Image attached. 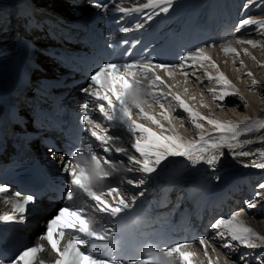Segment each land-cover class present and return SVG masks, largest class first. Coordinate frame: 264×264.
I'll return each instance as SVG.
<instances>
[{
  "label": "snow or ice",
  "instance_id": "1",
  "mask_svg": "<svg viewBox=\"0 0 264 264\" xmlns=\"http://www.w3.org/2000/svg\"><path fill=\"white\" fill-rule=\"evenodd\" d=\"M174 4V0H146L142 3H132L130 7H124L119 4L114 8V12L125 15L138 14L141 15L145 22L151 21L155 16L161 13H168ZM255 5L261 7L264 5V0H245L243 8L246 10L250 6ZM90 6L96 9H107V4H101L96 0H91ZM123 19V17H121ZM119 22V21H118ZM258 25L264 31V21H257L252 17L241 19L236 31ZM135 28H143L144 24L137 23ZM131 29L121 27L122 32H129ZM242 44H247L253 48L258 47V43L254 39H239ZM123 43H127L124 41ZM138 43V42H137ZM111 46V45H110ZM135 47V44L132 45ZM231 52L236 56L240 52L232 48ZM245 55L249 54L248 49H243ZM131 55V49L126 53ZM205 62L209 63L213 68H219V65L212 60V57L205 53L204 47L197 48L194 52H186L180 57L179 64H165L154 61L153 58H141L133 61L122 63L109 62L99 66V68L90 75L89 86L81 88L80 91L86 94L91 99L86 101L82 107L89 109L92 101L95 105L91 110L97 111L103 118V121L116 122L118 125H126L132 137L131 149L137 155L129 153L125 147H113V135L108 134L110 128H102L101 122L93 120L89 114H84L81 119L84 122V131L98 142L99 147L103 149L108 156H98L94 151L90 155V168L86 169L79 165H73L72 159L61 169L63 173L70 176V181L67 184L66 190L63 193V200L68 202L66 206H61L57 209L56 214L45 221V232L38 237L40 240L47 242L50 250L54 251L59 257L52 264H155L153 255L148 253L147 257L136 258L132 260H122L111 256L110 251H115L120 244V238L117 237V230L108 227L104 224L107 217L116 218L117 216L134 215L133 209L136 206L137 196H132L125 199L120 196L121 191L118 186L105 187L104 182L112 175L113 172L119 171L116 167L117 163L122 161H114L110 158L112 152L123 153L127 157L128 167L127 172L134 170L143 174L142 178H128L126 183L139 187L145 183V180L169 158L181 157L190 162L193 166L204 164L213 171L224 157V149H228V154L233 159L237 157H249L256 152L264 153L262 149H256L255 152L250 150H240L244 145H251L253 138L241 141L240 137L244 134L258 132L264 127V120L255 119L248 120L243 123H234L231 121H222L219 119L205 116L194 109L179 93L172 91V85H168L160 75H157V70L167 71L169 69H179L185 78L189 75L195 76L197 82L198 68H204ZM243 60L240 61L243 66ZM198 66V68H197ZM196 69L189 73L185 69ZM151 74V79L149 77ZM205 75L209 81H215L220 87L210 88L214 99L218 101L219 106H225V101L229 97H237L238 92L230 90L232 81L220 72L217 76H213L211 72L205 71ZM252 76V72L247 73ZM139 77V78H138ZM150 79L152 85H164L168 91H153L150 95L156 103H159L161 109L160 116L164 121H167L171 127L166 128L161 119H157L155 115H150L143 106L140 100L142 80ZM256 85L258 82H251ZM188 90L185 88V92ZM171 98V99H169ZM191 99L195 100L193 96ZM243 100V97H240ZM161 100L167 103L160 102ZM175 102L176 109L185 113L191 121L195 129L200 130V135L197 140H184L181 136L175 134L172 125L173 118L183 120V116H173L172 102ZM208 107L207 104L202 105ZM133 108L138 111L135 115L143 119L150 120L158 130L153 127L146 126L138 122L134 118ZM211 125L215 135L206 133L204 123ZM183 126V124L181 125ZM171 133V134H169ZM89 135L84 137L89 139ZM119 139V137H116ZM259 143L264 144V135L259 136ZM91 148V145H88ZM51 151V148H49ZM55 159V153H53ZM63 161V157H61ZM244 167L254 166L264 169V163L242 162ZM103 165L108 166L105 170ZM134 166V167H133ZM219 180V177H216ZM257 191L252 201H246L249 208H255L257 200H264V183L259 184ZM4 188H0V192H4ZM116 194V195H113ZM21 194L16 193L19 197ZM140 196L143 192L139 193ZM105 196L111 197L114 201L118 199V203L112 206L104 199ZM85 198L93 203L85 204ZM39 198L34 194H28L23 199H17L13 207L17 213L25 214L19 218L15 216H0V219L17 220L24 222L26 214L31 211H39ZM93 212L101 215L95 216ZM241 213L235 212L227 218H219L210 225L215 230V234L219 238L228 240L223 247L231 248L230 241L238 242L239 245L248 249H256L264 246V235H260L253 228L246 225L240 218ZM70 237L63 249L61 243L65 240V236ZM259 242V243H257ZM186 243L176 244L162 250L165 256H173L178 254L182 264H193V253L182 251L186 247ZM199 244L204 247L205 255H208V249L205 237H199ZM45 251L44 245L31 246L23 250L9 264H37V256ZM103 251V255L101 252ZM218 259V258H217ZM243 260V257L240 258ZM0 264H4L0 261ZM39 264H45L43 260ZM209 264H214L209 256Z\"/></svg>",
  "mask_w": 264,
  "mask_h": 264
},
{
  "label": "bare ground",
  "instance_id": "2",
  "mask_svg": "<svg viewBox=\"0 0 264 264\" xmlns=\"http://www.w3.org/2000/svg\"><path fill=\"white\" fill-rule=\"evenodd\" d=\"M13 1H15L16 3L20 2V0H0V17L6 14L8 8L10 7V5L8 6L4 4H10ZM46 1L52 2L51 7L59 8V5H57L56 2L68 3L70 0ZM240 1L241 0H226L224 1V3L226 7H228V10L231 8V6L236 3L241 4V19H243L246 18V15L245 9L243 8V1ZM143 2H146V0H143ZM61 6L62 9L64 7L71 8L70 5L64 3ZM263 14L254 16V19L257 21H264ZM254 26L255 25H251L249 26V28H253ZM239 36L240 37H237L233 41H230L227 44L222 45L221 47L205 49V53L212 57V60L215 61L217 65H219V68H213L210 66L209 63H205L204 68H198L197 66V75L199 76V80L203 81V83L197 82L196 77L192 75H189V77L185 78L182 73H177L175 70L164 71L162 76L164 81H166L168 85L173 86L172 91L174 93H179L180 96L187 100V102L194 109L204 114L205 116H209L210 118L219 119L222 121H231L234 123H243L250 119L264 120V112L260 111V108V110L257 108V103L252 98V94H264V31H262L261 28L256 25L250 32L249 29H241L239 31ZM239 39H254L259 46L253 49L250 45L240 43ZM232 48L237 49L240 52V55L236 56L235 53L231 52L230 49ZM245 48L248 49L249 53L247 54V57L243 56V49ZM227 54H229V56ZM241 60H243L244 62L243 66H241L240 64ZM194 70L196 69H191L189 73ZM205 71L211 72L213 76H217L220 72H223L224 75L232 81V88H230V90L237 91L238 96L229 97L225 101V105H235L236 103H238L237 105L239 111L243 110L242 108H245V116H243L244 112L236 114V111L233 113V111H229V109H226V107L223 109V107L219 106L218 101L214 99V96L212 95V93L209 92V89L218 88L220 87V85H218L215 81H209L207 79V76L205 75ZM249 71L253 73L252 76L247 75ZM253 80H256L258 83L256 85H253L251 83ZM185 88L188 90L187 92H185ZM164 91H168V89L165 87ZM193 96L196 97L195 100L191 99V97ZM240 97H243V100H241ZM204 104H207L208 107H203L202 105ZM146 106L147 107L145 111L149 113L148 107H150V105L146 104ZM151 108L155 109L152 110V113H158L161 121L163 123L166 122L165 124L168 125L167 121H164L163 118L160 116V107L153 106ZM170 111H173V114H175V116L185 114L176 109L174 101L173 109H170ZM183 116H185V119L183 121L177 119L178 122H175L172 120V125L175 126V134L181 136L186 141L197 140L200 135V130L195 129L193 127L190 118L186 114ZM142 122L148 125L149 127H153L154 129L159 131V129H157L156 126L153 125L150 120L142 119ZM187 122H190V124L185 129L181 125H185ZM203 123L205 126L206 133H212L213 135H215L213 127L207 124L206 122ZM169 127L171 126L168 125V128ZM191 129L192 131H190ZM261 135H264V127H262V129H260L258 132L242 135L240 137L241 141L253 138L254 142L251 145H244L243 148L237 149V151L250 150L255 152L256 149L264 150V144L259 143L258 140L259 136ZM131 143L132 142L128 143V148L130 152L133 155L138 156V154H136L134 150L131 149ZM261 158H264V153L262 152H256L254 155H251L249 157H237L235 159H233L232 156L228 154V152H225L224 157L221 159L220 163L217 165L214 171L204 164L193 166L190 162L186 161L184 158L181 157L169 158L167 161H165L167 165L164 164V167L174 168L178 173L182 174L183 177H189L192 180H197L198 178L210 179L213 181L214 187L218 188L220 186L225 185L232 178L238 177L239 175H243L245 178L260 175L262 170L260 168L241 169L238 167L243 166L242 162L264 163V160L260 161ZM216 177H219V180H217ZM235 183L239 184L240 181L237 180ZM241 185L243 186V188L246 187L248 190L253 191L254 185H256V183L254 184L253 182H244ZM238 189L239 187L235 189V191H237ZM261 201H263L264 203V200ZM240 213V218L246 223L247 226L253 228L260 235H264V222L255 221L257 219V216H262L264 214V205L260 204L256 206L252 213L248 214L249 216H252V218L245 215V213H242V211ZM35 219L40 220V216H36ZM206 244L208 249V255H205L204 247L201 246L199 243L197 244V247H186L182 251H188L194 254L192 257L193 264H209V256L212 258L214 264H261L262 262L264 263V248L262 246L256 249H252V251H250L251 249H248L246 247H239L238 252L240 253V256H243V260L238 261L237 254H224L223 248L216 246L212 242H206ZM247 253L252 254L249 256L247 255ZM41 260H43L45 264H49L52 261V255L48 251H44L39 256V262ZM39 262L37 264H39Z\"/></svg>",
  "mask_w": 264,
  "mask_h": 264
},
{
  "label": "rangeland",
  "instance_id": "3",
  "mask_svg": "<svg viewBox=\"0 0 264 264\" xmlns=\"http://www.w3.org/2000/svg\"><path fill=\"white\" fill-rule=\"evenodd\" d=\"M59 6H60V8H62V6L61 5H63V3L62 2H56ZM253 48V47H252ZM253 49H255V48H253ZM228 56H229V54H227ZM243 56L244 57H247V55H245L244 53H243ZM249 92H250V90H249ZM252 98L256 101V103H257V108L260 110V111H262V112H264V94H259V95H257V94H252ZM226 104H227V102H226ZM238 103H236L235 105H229V104H227V105H225V106H223V109L226 107V109H229V111H233V113L236 111V114H239L240 112H244L243 113V116H245V108H242L243 110H241V111H239L238 110V105H237ZM149 108V113L151 114V115H155L156 117H157V119H160L159 118V114L158 113H156V114H153L152 113V110H155V109H152V108H150V107H148ZM235 114V115H236ZM183 115H185V114H181L180 116H183ZM204 115V114H203ZM173 116L175 117V114H173ZM177 116V115H176ZM184 117V119H185V116H183ZM183 119V120H184ZM187 119V118H186ZM180 121H183V120H181V119H179ZM173 121H175V122H178V120L177 119H175V118H173ZM166 122H164V124H165ZM190 124V122H187L185 125L183 124V128H187L188 127V125ZM165 127L166 128H168V125L167 124H165ZM260 129H262V128H260ZM190 131H192V129L190 130ZM241 139V138H240ZM224 152H228V149H224ZM263 170V169H262ZM261 170V174L258 176V177H256V179H259V178H261V183L260 184H262V183H264V170L262 171ZM256 202V205L258 206V205H260V204H262V205H264V203H263V201H261V200H257V201H255ZM253 208H249V207H246V206H243V207H241V209L238 211V212H241L242 211V213H246V211H251ZM246 215V214H245ZM257 215V214H256ZM247 216H249V215H247ZM250 218H252V216H249ZM255 220V219H254ZM255 221H260V222H264V214L262 215V216H257V219L255 220ZM263 248H264V246H262ZM250 251H252V249L250 250ZM247 255H250V253H247ZM261 264H264L263 262L261 263Z\"/></svg>",
  "mask_w": 264,
  "mask_h": 264
}]
</instances>
